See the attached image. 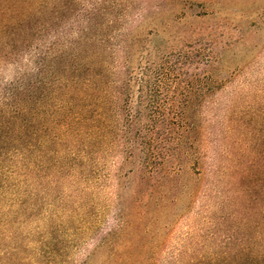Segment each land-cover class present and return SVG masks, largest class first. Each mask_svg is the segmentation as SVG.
<instances>
[{"label": "trees", "instance_id": "1", "mask_svg": "<svg viewBox=\"0 0 264 264\" xmlns=\"http://www.w3.org/2000/svg\"><path fill=\"white\" fill-rule=\"evenodd\" d=\"M163 2L0 0V62L18 69L0 105V264H45L31 246L49 249L41 211L63 181L81 210L137 170L152 228L184 203L164 226L166 245L187 220L172 264H264V102L219 99L223 72L181 51L154 56Z\"/></svg>", "mask_w": 264, "mask_h": 264}, {"label": "rangeland", "instance_id": "2", "mask_svg": "<svg viewBox=\"0 0 264 264\" xmlns=\"http://www.w3.org/2000/svg\"><path fill=\"white\" fill-rule=\"evenodd\" d=\"M161 1L165 9L161 13L152 10V26L147 23L146 29V33L154 27L158 31L152 36L154 56L155 49L181 51L194 58L196 67L211 65L223 72L228 83L219 99H227L238 89L264 102V0H152V5ZM17 74L16 65L0 62V105H6L5 91ZM133 130L139 134L144 129ZM106 183L81 200V207L86 205L81 210L72 209L76 194H62V187L69 186L66 181L57 187L52 202L49 197L44 200L39 226L49 249L41 244L31 246L44 250L42 263L152 264L155 259L172 264L187 220L175 226L166 245L164 226L183 210L184 203L167 211L152 228V195L143 202L131 197L134 191L148 187L139 170L123 181L120 198L104 188L113 182ZM148 190L152 193L151 187ZM49 241L54 242L49 245ZM27 256L26 264H33L31 254Z\"/></svg>", "mask_w": 264, "mask_h": 264}]
</instances>
